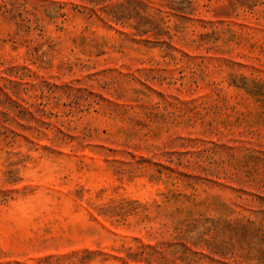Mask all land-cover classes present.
<instances>
[{
	"label": "rangeland",
	"instance_id": "rangeland-1",
	"mask_svg": "<svg viewBox=\"0 0 264 264\" xmlns=\"http://www.w3.org/2000/svg\"><path fill=\"white\" fill-rule=\"evenodd\" d=\"M0 264H264V0H0Z\"/></svg>",
	"mask_w": 264,
	"mask_h": 264
}]
</instances>
